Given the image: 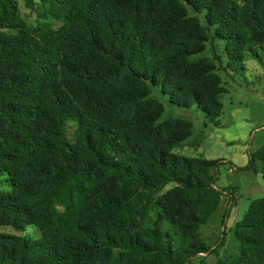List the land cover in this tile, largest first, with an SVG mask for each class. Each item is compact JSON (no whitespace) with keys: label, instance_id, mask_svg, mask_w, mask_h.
<instances>
[{"label":"trees","instance_id":"trees-1","mask_svg":"<svg viewBox=\"0 0 264 264\" xmlns=\"http://www.w3.org/2000/svg\"><path fill=\"white\" fill-rule=\"evenodd\" d=\"M22 1L32 8L35 0ZM38 1L59 28L26 27L16 0H0V174L9 187L0 193V226L41 230L39 240L13 248L0 233V264L189 263L207 250L197 230L218 205L208 175L215 161L147 148L98 119L111 112L123 124L127 108L142 104L140 94L93 95L148 82L173 103L203 104L197 89L186 92L181 83L190 65L184 57L197 51L188 42L200 30L186 13H204L235 67L264 50V0ZM206 73L194 69L185 78L197 86ZM67 122L76 126L72 141ZM237 170L264 182V144ZM167 184L174 187L155 197ZM142 200L157 207L148 229L138 220ZM234 234L238 256L216 264H264V197L249 203Z\"/></svg>","mask_w":264,"mask_h":264},{"label":"rangeland","instance_id":"rangeland-1","mask_svg":"<svg viewBox=\"0 0 264 264\" xmlns=\"http://www.w3.org/2000/svg\"><path fill=\"white\" fill-rule=\"evenodd\" d=\"M16 2L20 22L26 27L39 23H49L53 28L61 26L46 14L43 2L35 0L32 8L26 7L22 0ZM186 16L191 19L189 26L192 28L197 23L200 30L196 31L198 39L188 42L197 51L184 57V62L190 65L181 83L186 92L197 89L204 97L203 104L183 106L180 97L173 103L148 82L127 81L109 89H96L93 100L140 94L142 104L127 108L123 124L114 122L111 112L98 119L134 134L147 148L160 147L171 155L190 160L215 161L208 175L212 177V188L220 194L218 205L197 230L198 239L207 250L191 256L185 264H216L218 260L230 263L240 250L234 234L236 224L251 201L264 197L262 175L237 170L264 144V50L255 48L235 67L227 66L225 43L212 38L215 27L207 24L204 13L189 10ZM215 56L221 58V64ZM194 69L206 70L207 75L202 83L191 87L185 77ZM65 128L67 139L72 141L75 124L67 122ZM173 187V184L165 185L155 197ZM126 190L127 186L113 189L117 194ZM8 191L7 179L0 174V193ZM88 198L85 193V202ZM137 214L142 228L148 229L157 216V207L142 200ZM0 233L5 235L6 248H13L21 239L41 238V230L34 225L21 230L0 226Z\"/></svg>","mask_w":264,"mask_h":264}]
</instances>
